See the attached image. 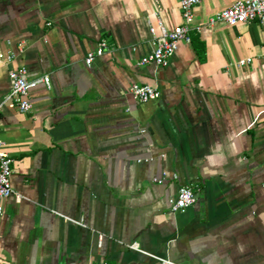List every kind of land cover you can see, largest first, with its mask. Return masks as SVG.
<instances>
[{
    "label": "crops",
    "instance_id": "crops-1",
    "mask_svg": "<svg viewBox=\"0 0 264 264\" xmlns=\"http://www.w3.org/2000/svg\"><path fill=\"white\" fill-rule=\"evenodd\" d=\"M234 1L201 0V29L156 67L138 65L148 21L180 23L179 0H0V104L10 69L50 76L29 112L0 106V264H264V24L208 25ZM133 83L159 98L135 101ZM180 185L196 202L172 212Z\"/></svg>",
    "mask_w": 264,
    "mask_h": 264
},
{
    "label": "built area",
    "instance_id": "built-area-1",
    "mask_svg": "<svg viewBox=\"0 0 264 264\" xmlns=\"http://www.w3.org/2000/svg\"><path fill=\"white\" fill-rule=\"evenodd\" d=\"M201 0H179L181 21L172 28H167L160 18L157 19L155 25L150 21L149 32L155 43L153 49L143 55L138 65L154 64L156 67L166 65L178 47L180 42L189 43L191 40L190 33L192 30L199 31L200 25L193 23V8L200 3ZM258 21L264 24V0H235L229 6L217 11L208 20V25L223 23L229 26H234L240 23H248ZM264 40V39H263ZM110 47L105 39H101L96 47L90 50L84 57V63L91 66L96 57L102 56L109 52ZM13 54L6 55V61H11ZM252 57H244L236 61L238 67L245 66L251 63ZM9 81V91L1 101L0 106H7L12 109H17L27 113L32 109V103L29 94L32 88L38 85L50 87V76L48 74L36 75L31 73L26 66L21 65L17 68L10 69L7 73ZM130 95L137 102H146L157 99L160 96L158 89L151 84L133 83L129 89ZM141 132H144L142 129ZM151 158L137 159V162H146ZM13 159L5 150V144L0 139V216L3 214L2 201L14 193L11 186V175ZM168 173L162 171L159 176L153 177V181L162 183ZM172 179H176L177 175L172 173ZM196 202V194L192 185H180L175 196L168 199L169 207L172 212L184 211ZM73 222L83 225L79 221ZM102 238V235H99ZM130 249L138 250L137 243L133 242L127 245ZM97 264H108L103 260ZM161 264H177L166 259H161Z\"/></svg>",
    "mask_w": 264,
    "mask_h": 264
}]
</instances>
